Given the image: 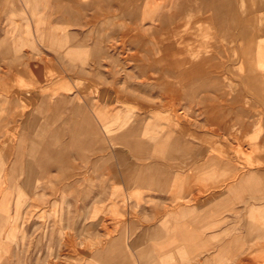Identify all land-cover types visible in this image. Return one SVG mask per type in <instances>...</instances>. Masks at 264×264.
Returning a JSON list of instances; mask_svg holds the SVG:
<instances>
[{"label":"rangeland","instance_id":"rangeland-1","mask_svg":"<svg viewBox=\"0 0 264 264\" xmlns=\"http://www.w3.org/2000/svg\"><path fill=\"white\" fill-rule=\"evenodd\" d=\"M178 1L0 0V264H264V0Z\"/></svg>","mask_w":264,"mask_h":264},{"label":"crops","instance_id":"crops-1","mask_svg":"<svg viewBox=\"0 0 264 264\" xmlns=\"http://www.w3.org/2000/svg\"><path fill=\"white\" fill-rule=\"evenodd\" d=\"M191 0H179L177 2V12L178 13H182L184 10H183V7H186L187 4L190 2ZM200 3L202 5L204 4H210L213 5V11L215 12V16L218 21H219V14H221V8H220V2L218 1H214V0H199ZM179 8V9H178ZM235 23V21H233ZM234 53H237V51H234L233 52V55ZM195 60H197V58L195 59H190L188 65H191L192 68L195 67V70L194 71H190V70H186L185 67L182 69L181 73V77L185 78V80L187 79H193L197 76H199V78H202V79H205V80H208V83H209V86L212 87L213 86V82H210L211 80L208 78L210 77V74H207V71L206 73L203 71L204 70H207V68H209L210 66H207L210 62L213 61V58H211L210 61H202L200 59V57H198V61L196 62ZM188 60H184V61H181V66H182V63L185 65V63L187 62ZM191 61H195V62H191ZM239 62L240 64L242 65H252L255 61L253 59V55H252V52H245L244 54H242L240 57H239ZM155 65H157V63H155ZM191 68V69H192ZM200 68V69H199ZM200 70V71H199ZM201 79V80H202ZM198 81H191L189 82L190 85H198V84H208L206 83V81L203 82H200ZM39 136H35L33 139H32V142H31V153L32 155L34 156L35 160L38 161L42 166H44L45 168H48L49 166H55V165H58L60 163V161L63 160V158L65 157L64 153L61 152L60 150H56V149H53L52 147L48 146V145H39L40 141ZM55 138V144L57 143L58 144V135H53L52 139ZM57 141V142H56ZM39 151H42L44 154L42 156H39ZM52 155V156H51ZM45 159L46 162H42V159ZM53 161V162H52ZM42 162V163H41ZM18 163H16L15 165L17 166ZM14 169H16V167H14ZM13 169V170H14ZM3 229V227L1 228ZM12 235V234H10ZM9 235V236H10ZM229 248V247H228ZM228 248H224L221 253H220V256L215 258V260L219 263L222 261V259L224 258V253H226V250H229ZM222 256V257H221ZM206 264H208V262H206Z\"/></svg>","mask_w":264,"mask_h":264},{"label":"bare ground","instance_id":"bare-ground-1","mask_svg":"<svg viewBox=\"0 0 264 264\" xmlns=\"http://www.w3.org/2000/svg\"><path fill=\"white\" fill-rule=\"evenodd\" d=\"M199 1V0H198ZM179 9V8H178ZM52 156V155H51ZM53 162V161H52ZM42 163V162H41ZM4 207V206H3ZM3 215V214H2ZM2 215H0V225L2 226L3 224H5L6 223V219L2 216ZM5 226V225H4ZM3 227V226H2ZM2 230V229H1ZM0 234H1V231H0Z\"/></svg>","mask_w":264,"mask_h":264}]
</instances>
